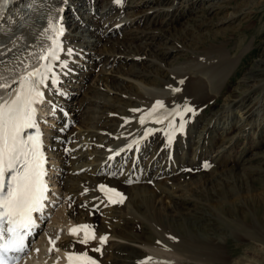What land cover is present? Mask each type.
<instances>
[{
  "label": "bare ground",
  "instance_id": "bare-ground-1",
  "mask_svg": "<svg viewBox=\"0 0 264 264\" xmlns=\"http://www.w3.org/2000/svg\"><path fill=\"white\" fill-rule=\"evenodd\" d=\"M64 1L71 7L72 4H79L77 8L78 12L80 8H83L84 3L90 2V0ZM151 1V4L156 5L157 8L153 11L154 13L151 20L157 22L159 25L165 24L167 21L163 20L164 14L160 12L161 9L159 6L161 4L159 0ZM62 2L63 0H0V104L8 102L13 98L16 93L14 84H16L17 81L19 82L21 77L27 74L26 72L32 71L33 69L37 70L46 62L41 61V56L47 55V48H45L43 44L46 39L44 28L50 27V25H59L63 29L64 26L68 24V15L65 14L69 12V7L66 9L68 11H63L61 13L60 8ZM21 3L27 7L23 9ZM124 3L126 2L124 1ZM6 4H9L8 8ZM150 8L152 9L155 7L152 6ZM27 9L29 12L24 15ZM120 9H122V6L113 9V13H111L112 9H108L104 17H108L109 15L112 16V14L117 15ZM136 9L137 6L131 10L133 14L132 18L127 20L128 22L125 21V28L131 24H138L140 20L150 18L146 12L140 14V12L138 13L135 11ZM178 9V7L177 9L174 8L175 11H178ZM120 15L122 16V14ZM51 21H54V24H51ZM145 22L148 23V20H145ZM93 26L94 28H92L90 34L96 37L101 29V23L98 17L90 28ZM113 30L114 32L112 34L115 35L114 33L117 29ZM123 30L121 34H123L124 37V34L125 36L127 34ZM169 30L167 34H169ZM185 30L186 29L176 32H181L182 36ZM110 32H112V30H109L107 34ZM152 32L153 31L146 33L143 38V33L136 31V33L132 34H137L138 37L132 42L130 41L132 34H129L120 45L111 50L105 49L107 43H109L108 47H113L117 42H120L111 41L112 34L108 37V40H110L107 41L105 46L100 48V50H91L95 47L97 40L94 41V44H91L92 47L86 49L88 53H82L84 64L81 67L89 70L87 74H76L78 75L77 77L72 74V72H74L73 70H76L75 68H79L80 60H69L70 54L68 52H58L60 61L52 62V68L56 70L55 73L50 74L49 78L45 81L46 87L42 88L44 90L42 100L44 101L45 97L49 96V88L56 89L62 96L61 100H66L63 104L61 103L59 105L62 106L60 112L64 113L67 111L68 99L74 97V95L66 92V90L68 91L70 87L75 85L71 82L73 78L75 82L79 81L83 84L82 91L85 95H83L82 101L80 100L82 102L80 104V110L82 112H78L81 119L79 128L77 130L71 129L67 131V133L59 136L55 135L56 138L52 143L57 149L59 143L67 144L74 142V144H71L67 155L61 150L58 154V158L61 160L62 177L57 179L58 182H55L59 193H57V196L54 198H59L58 195L60 196V193H62V195H67V203H70L73 209H66L65 212L69 213L68 217L64 212L66 218L65 222L59 223V225L56 226L57 229H60L59 237H57L60 241H58L57 245L64 248L65 252L63 253V250L58 247L56 250L63 253V255L66 254L67 250L70 251L71 249L82 251L81 246H79L77 242L83 239V234L80 232L79 236L69 235V230L72 229V227L69 228L68 225L72 222H79L81 225L95 223V239L97 245L92 246H101L102 248L99 257L103 262L99 264H145V262H147V264H186L184 259L199 262L200 264H205L208 261H219L226 256L223 251L224 244H222V246L215 245L210 248H208V244L214 242L224 243V239L219 236L226 227L224 225L225 223H223V217L225 213L231 214L233 211H238L241 213L242 217H246L244 218L246 221L239 218L238 221H236L234 217V219H230V221H232L231 223L237 227L236 230L233 229V231H236V233L240 232L245 237L254 238L255 240L258 239V241H261L262 246H264V212L261 210V208H264V189H259L258 192L256 188H254L255 186H250V182L253 178H251L249 174L240 175L239 173L235 174L229 171L222 175H214L213 178L211 177L212 179L205 178L206 183H201L199 187L193 185L195 187L190 188L194 190V192L190 194L192 199L189 197L186 198L185 188L183 189L180 183L171 180L172 177H174L171 173H173L172 170L175 164L171 161L169 156H171L172 159L176 158L179 164H183L186 167L194 166L197 163L203 164L204 160H202V155L206 152L207 145L210 144L213 147L218 144L219 147H221L220 145L229 143L227 139L229 130L238 128L241 132H245L246 130L249 132L253 130L254 126L259 127L263 125L264 98L260 99V95L252 98L251 94L246 93L256 84L254 80L256 75L251 73L250 77L248 73L241 80L242 85L237 84L234 90L228 89L225 91L229 93L230 98L228 102L223 104L220 108L219 111L221 113L218 117L215 113L207 122L199 127L200 129H196V131L191 130L190 133L186 132L188 119H195L200 115L196 109L205 104V102L213 99V93H217L219 89H217V87L224 84L235 68L236 59L232 60L229 59V57L226 58L228 55L224 47L221 45L214 46V51H212L211 47L210 51L202 55V57L191 59V63L186 65V67L191 70L196 68L198 69L197 71L194 69L193 72L190 69V71H188L186 67L178 68L172 72V77L174 78L169 82L152 87L148 86L147 80L137 79L139 73L142 74V72L139 71L137 74L136 68L131 70L133 73L136 72L135 76H131V72L127 71L129 75L122 74L120 76L122 77L121 79L130 82L125 87H133L135 89L134 93L136 95H134L133 98H136L137 101H124L131 104V112L128 116H123V118L126 119L117 127V132L115 133L109 132L108 130L110 129L108 128L119 122L117 117L109 119V123H112L110 125L106 124L105 118L107 116H104V118L102 114L99 120H95L97 117H94L93 114L96 111L103 110L105 113L107 112V114H113V112L109 111H112V109L121 110V108H123L120 107V109H117V107L112 104L111 106L107 105L108 99L106 102L99 99V97L108 95L109 93L107 91H110L109 89L105 91L103 89L106 83L110 82V79L107 77L104 78L103 75L109 72H111L109 73L111 75L117 73L111 71L112 66L114 68V66L118 65L121 59L118 61L117 59L116 61L113 59L120 57L124 51L133 53L137 47L136 43H138L139 46L142 44L144 46L143 51L147 52V47L151 44L150 42L147 43V41L153 40L156 37ZM53 36H55V34H53ZM59 38L63 40L62 37ZM72 39L74 40L75 37ZM190 42L191 45L195 44L194 40H190ZM211 44H213V42H211ZM223 45H225V43ZM61 46H63L62 43H60V47ZM51 47L52 43L48 45V48ZM121 47H125V50H121ZM107 50L108 52H106ZM169 50L171 51L172 49L170 48ZM137 51L139 53V50ZM86 61H92V63L90 65L85 64ZM125 61L127 62L128 59H125ZM68 62H71V64ZM62 63L63 65L66 64L70 66L71 69L67 70L69 69L67 68L64 71L59 66ZM84 65L87 66L85 67ZM94 67L100 68L99 80L101 86H103L101 87L102 90H100V87L95 88L91 86L90 81L94 76L90 75V69ZM185 70L187 71L185 72ZM181 72H183V75L176 76L177 73L180 74ZM175 77L180 78L176 79ZM56 79L60 81H65V79H67L69 81L68 87L63 86L64 84H62L60 88L56 87ZM96 80V84H98V78ZM179 80H182L181 84H179ZM214 80H216V89H211L212 85L214 87ZM249 81H253V83L250 82V85V83H248ZM85 86L93 87L89 92L86 90L88 92L87 94H89L88 96L85 92ZM176 87H178L179 90L175 92L174 88ZM156 100L161 102L163 100L168 110L177 114V118L170 122L171 127L169 126L170 123L156 125L150 123L145 124V122L141 124V122L138 121L140 113L148 106L154 104ZM44 102L45 103L43 105L41 104V106H46L47 101ZM75 102L77 101L75 100ZM179 102H182L183 106L179 104ZM185 106H190L193 111L188 113L183 112L182 108ZM72 107L76 110L75 106ZM39 110H42V108L39 107ZM43 110L45 111V109ZM75 112L76 111H74V114ZM232 112L238 113L239 115L235 117ZM180 114H183V120L180 119ZM224 116L226 117L224 121H222L226 126L218 128V123L217 125L215 124V119L217 117V120L220 121L221 117ZM69 118V121L74 119L73 116H69ZM102 120H104L102 125H98ZM181 123H183V129H180ZM249 125H251L250 129L247 128ZM94 127H97L98 130L100 129V132H95L96 129L94 130ZM81 128L82 130H80ZM104 130L107 132H104ZM256 130L254 131L256 132ZM171 133L173 134V138L169 139L168 135ZM181 135L184 136V142L179 143L178 139ZM206 135H208L207 139L205 138ZM231 138L232 137H229V139ZM87 139L88 142H86ZM135 139H138L137 142H134ZM93 140L98 143L102 142L103 150L99 151L98 148L91 143ZM173 142L174 144L172 145ZM83 148L88 150L83 151ZM234 148L235 143H230L229 147L225 150L228 153L227 155L234 151ZM71 150H73V152H70ZM51 151L54 153L53 150ZM88 151L91 152L89 153ZM222 151L223 149L219 150L216 157H223L224 151ZM104 153L107 154L104 156ZM125 154L127 155L124 157ZM190 154H194V156L191 158L189 157ZM240 154V151L237 152L233 158L237 160ZM113 155L116 156L111 160ZM123 159L127 164L120 163L117 165V162H122ZM50 165H52L49 166L50 169L54 168L53 163L51 164L50 162ZM175 170H178V168ZM185 174V172L181 173L179 178L180 176H185ZM189 178L190 177H188V179ZM48 180H51V178H48ZM101 183H107L111 186L118 187L122 193L127 196L123 203L120 204L118 202L112 206L108 205L101 196ZM146 192H148L147 195ZM140 193L141 195H139ZM186 193L188 192L186 191ZM53 194H55V192ZM134 197L135 200L132 203L131 200H133ZM244 207L248 209V218L247 213L244 211ZM96 208H99L104 214L101 220L97 219V222L95 221V218H98ZM122 209L127 210L123 211ZM259 212H262V216L257 215ZM90 214L93 217H91ZM199 214L212 217L214 221L209 224L208 220V223H205L204 221H207L209 218L202 216L204 219L202 221L200 216H198ZM62 224L64 225L62 227L63 229H61ZM139 225L145 227L147 232H143ZM256 225H261V232H258ZM68 228L69 230H67ZM198 228H201L202 234L206 235V238L212 235V239L206 241L202 240L200 237L201 240L200 238H196V240H191V242L183 241V237L185 236H182L183 233H196L199 230ZM252 229H254V231ZM101 236L107 238L103 245L98 241ZM189 236L190 235H188V238ZM188 238H185V240L187 239L190 241L191 238ZM95 252L94 250L88 249L86 253H90L94 256ZM56 254L58 256L57 252ZM44 258V256H40L34 260H29V263L32 264L31 262L33 261L42 264L41 262ZM50 264L53 263L50 262Z\"/></svg>",
  "mask_w": 264,
  "mask_h": 264
},
{
  "label": "rangeland",
  "instance_id": "rangeland-1",
  "mask_svg": "<svg viewBox=\"0 0 264 264\" xmlns=\"http://www.w3.org/2000/svg\"><path fill=\"white\" fill-rule=\"evenodd\" d=\"M124 1L126 3H124ZM120 2L121 5L124 6L122 7L119 15L113 17L115 18L114 20L119 19L120 24L115 25L113 29L114 28L116 29L118 26H120L121 29L115 30L116 31L115 35L112 34L111 36V34L110 35L106 34L105 37H103L99 43L100 48L105 46L107 41L110 40V39L108 40V37L110 36H111V41L113 42L120 41V42H117L116 44L114 43L115 45L113 47L111 46L108 47L109 43H107L105 49H109V50H111L112 48H116L118 45L121 44V42L125 39L127 35L136 33V31L142 32L143 38L145 37L146 33L153 31L152 33H154L156 37L153 40L151 39L147 41V43L149 42L151 43L150 46L148 45L147 47L148 50L147 52L143 51L144 46L142 44L141 46H139V44L136 43L137 46L136 49L139 50V53L136 49L133 53L124 51L122 52V55L120 57L113 59L115 61L116 59L117 61L121 59L118 65L114 66V68L112 66L111 71L117 73L111 75L109 74L111 72H109L103 75L104 78L107 77L110 79V82L106 83L103 89L104 91L106 89H109L110 91H107L109 93L108 95H106L105 97H99V99L105 102L108 99L107 105L111 106L112 104L116 106L117 109H120V107L123 108H121V110L112 109V111H109V112H113V114H107V112L105 113L103 110H99L98 112L96 111L93 114L94 117H97L95 118V120H99L100 116L102 115H103L102 117L107 116L106 118L105 117L104 118L106 119V124L110 125L112 123H109V119H113L115 117L119 119L120 115L122 117L126 115L128 116L129 113H127L126 110H128V108L131 107V104L129 102H124V101L127 100L131 102L137 101L136 98H133V96L136 95L134 93L135 89L133 87H125L130 82L121 79L122 77L120 75L122 74L129 75L127 71L131 72L133 68H136L135 70L137 71V74L139 73V71L142 72V74L139 73L137 79L147 80L148 86L152 87V86L160 85L162 83L164 84L166 82H169L172 78H174L172 77L173 71H175L178 68L186 67V65L191 63V59L193 60V58L202 57V55L210 51L211 47H212V51H214L213 47L218 45H221L222 47L225 48L224 50L225 52H227L228 55L226 56V58L229 57V59L232 60L236 59V65L234 66L235 68L232 71V73H230L224 84L222 86L217 87V89L219 88L217 90L218 94L213 93L214 95L213 98L215 99H211V101L209 102L207 101V103L203 105L204 109L202 111V114L198 118H196L191 124H189L187 128H189V130L192 131H196V129H200L199 127L207 121V119L212 115V113L217 112L220 106L222 107L223 104L228 102L230 95L228 92L225 91H227L228 89L234 90L237 84L242 85L241 80L248 73L249 75L251 73L253 75H256L254 79L256 84L252 89L248 90L246 93L251 94L252 98L258 95H260V99L264 98V0H159V3L161 4L159 6V8L161 9L160 12L164 14L163 20L167 21L165 24H160V25L157 22L151 20L152 15L154 13L153 11L157 9L156 5L151 4L152 2L151 0H123V1L120 0ZM116 3H117L116 0H98L97 9L98 11L104 10V7L105 10L112 9L109 7L111 5L112 6L115 5ZM136 6L137 9L135 11H137L138 13L140 12V14L142 12H146L148 17H150L145 19L148 20V23H146L145 20H140L138 24L135 25L131 24L132 26L130 25L127 28H125V25L123 24L128 22L127 20H130L132 18L133 14L131 10ZM152 6L155 8L151 9L150 7ZM177 7L179 9L178 11H175L174 8L177 9ZM120 14H122V16ZM83 16H84V12H83ZM107 24H111V18H108ZM79 26L80 27L74 28L71 31V33L79 36V39L77 41L79 42V44L86 46L82 49L84 51L89 48V43L92 42L93 38L91 37V35H88L87 26H83L81 23ZM184 29L186 30L184 31V35L182 36H181V32L178 33L176 32ZM108 30H112V27L108 28ZM122 30L125 31V33L127 34L126 36L124 34V37L123 34H121ZM168 30H169V34H167ZM137 37H138L137 34L136 35L132 34L130 37V41L132 42ZM86 40H88V42H86ZM190 40H194L195 44L191 45ZM211 42H213V44H211ZM224 43L225 45H223ZM170 48L172 49L171 51L169 50ZM98 50L100 49L98 48ZM121 50H125V47H121ZM106 52H108V50ZM125 59H128V61L126 62ZM60 66L65 68L64 71L67 69L66 64L65 65L61 64ZM186 68L188 71L191 70L188 67ZM97 69H94L93 72L91 73L92 76L94 77L92 78L90 83L93 85V87L95 88L100 87V90H102L101 87L103 86H101L99 80L100 68L98 70ZM193 69L195 71L198 70L196 68ZM193 69L191 70L192 72ZM76 70L78 73V69ZM187 70H185V72ZM135 75L136 72L134 73L131 72V76H135ZM178 75L179 76L183 75V72H181L180 74L179 73L176 74V76ZM97 78L99 81L98 84H96ZM175 78L179 79L180 77H175ZM68 82L69 81L66 79L63 82H60V85L59 86L57 85V87H61L62 84L67 85ZM72 82H74V80H72ZM250 82L253 83V81H249L248 83ZM215 86H216V80H214V87L212 85L211 89L213 88L216 89ZM93 87L87 86L85 88V92L87 96L89 95L87 93L91 91ZM83 95H84L83 92L78 91L74 99L69 100V102L72 101L71 102L72 105L80 110L79 104L82 101V97L85 96ZM75 100L77 102H75ZM179 104L183 106L182 102H179ZM232 113L234 114L235 117L239 115L238 113L235 112ZM225 117L226 116L221 117L220 121L216 120L218 121L216 122V125L218 123L217 125L218 128L219 127L223 128L226 126V124H224L223 122ZM122 120L125 119L122 118ZM103 122L104 120H102V122L98 125H102ZM77 123L78 122L76 121L75 124L73 125H75V127L78 128L80 123L78 124ZM118 124L120 125L121 123ZM250 127L251 125H249L247 128L250 129ZM256 127L254 126L253 130L249 131L250 133L247 132L244 134L245 136H247V138L245 137V139H243L244 136L243 137L241 136L243 135V133L238 128L234 129L233 131L229 130L228 131L229 137H234V138L238 137V140L235 141L236 143L235 152H230L229 155L224 154V156L221 159H219L216 156H214V154L216 153L215 147L214 146L210 147L207 150V152L203 154V160H205V163L203 164L197 163L194 166L192 165L188 167L181 165V167L178 170L172 173L174 177H172L171 180L180 183L183 189L185 188L184 190H185L186 198L189 197L191 199L192 197L190 196V194L194 192V190L190 189L191 187H195V186L199 187L201 183L202 184L206 183L205 178L212 179L214 175L215 176H218L219 174L222 175L229 171L235 174L239 173L240 175L249 174L250 177L253 178V180L250 182L251 183L250 186H255L254 188H256V191L258 192L259 189H264V161H263L264 160V122L263 125L257 127L258 129ZM110 128H115V127L111 126ZM93 129L100 131V129L98 130L97 127H94ZM256 129L257 131L255 135L252 137V139H250V136L253 135V133L255 132L254 130ZM80 130H82V128ZM205 138L207 139L208 135H206ZM221 148L227 149L228 144H224L223 146H221ZM100 149H102L101 146ZM239 151L241 153L240 157L237 160H235L233 156L236 155V153ZM210 156H212L213 158H210ZM189 157L192 158V154H190ZM175 162L179 164L177 160ZM183 172H185L187 175L185 174V176H180L179 178V175ZM188 177L190 178L188 179ZM186 191L188 193H186ZM141 193L139 195H141ZM147 193L148 192H146V195ZM134 200L135 197L133 198V200H131L132 203ZM60 205L61 204H57V206L53 208V212H57ZM245 208L246 207H244V211L247 213L248 215L247 218H248L249 212L248 209ZM122 210L126 211L127 209H122ZM261 210L262 212H264V208H261ZM262 212L257 213V215L262 216L261 214ZM239 213L240 212L238 211H233L231 214L228 213L224 214L223 223H225L224 225L226 227L224 229L225 231L223 230V233L219 235L222 239H224V243L214 242L215 244L214 243L208 244L209 245L208 248L215 245L222 246V244H224L223 251L226 256H224V258H221V260L219 261L218 260L213 262L208 261L205 264H264V248H263L264 246H262L261 241L260 240L258 241V239L255 240L254 238H250L247 236L245 237L240 232L236 233V231H233V229L236 230L237 227L231 223L232 221H230V219L235 218L234 220L238 221V218L243 220L244 218H246L245 216L242 217L241 213L240 214ZM90 216L93 217L91 214ZM102 216H104L103 211H102ZM198 216H200L202 221L204 220L203 217L209 218L207 219V221H204L205 223H208V220H209V224L212 221H214V218L208 217L207 215L204 216L203 214H199ZM97 219L98 218H95L96 222ZM139 226L141 227V225ZM260 226L256 225L258 232L262 231V227ZM243 228L246 229L245 227ZM198 229L199 230L196 233H183L182 236L185 235L183 237L184 240L182 239V237L181 239L187 242H191V240L193 241L196 240V238L198 239L200 237L202 238V240H206V241L212 239L213 237L212 235H209L206 238V235L202 234L201 228ZM141 230L143 232H147L145 227H141ZM252 230L254 231V229ZM188 235H190L189 238ZM219 236H215V237L220 238ZM185 238L188 239L191 238V239L189 241L187 239L185 240ZM184 262L186 264H200L199 262L191 261L189 259H184Z\"/></svg>",
  "mask_w": 264,
  "mask_h": 264
},
{
  "label": "snow or ice",
  "instance_id": "snow-or-ice-1",
  "mask_svg": "<svg viewBox=\"0 0 264 264\" xmlns=\"http://www.w3.org/2000/svg\"><path fill=\"white\" fill-rule=\"evenodd\" d=\"M116 2L119 3L120 0ZM49 30L55 34V38H51L52 47L47 55L41 56L46 62L39 69L21 77L15 90V98L11 102L0 104V264H18V256L15 254L26 251V238L37 227L35 214L46 207V161L40 137L39 134L25 136L24 133L26 129L35 127V105L43 99L41 85L52 73V62L58 60L59 36L63 29L59 25H50ZM163 107L162 102L157 101L147 115L141 116V124L146 119H153L157 123L166 119V115L156 116ZM183 111L193 110L186 106ZM180 119L183 120V114H180ZM169 126L171 127V123ZM180 129H183V123L180 124ZM101 190L104 191L103 185ZM115 196H119V193L112 191L108 196L109 201L116 202L113 199ZM80 232H83L80 243L87 245L90 240L95 239V233L89 225L74 227L69 230V235ZM99 239L103 245L107 238L101 236ZM49 242L54 244L51 240ZM66 259L68 264H96L87 253L67 254Z\"/></svg>",
  "mask_w": 264,
  "mask_h": 264
}]
</instances>
